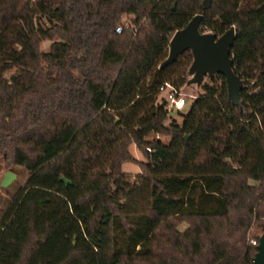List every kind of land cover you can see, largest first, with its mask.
Wrapping results in <instances>:
<instances>
[{
    "label": "trees",
    "instance_id": "16d2710c",
    "mask_svg": "<svg viewBox=\"0 0 264 264\" xmlns=\"http://www.w3.org/2000/svg\"><path fill=\"white\" fill-rule=\"evenodd\" d=\"M201 3L0 0V158L28 173L0 222V264L252 263L248 233L264 232V0ZM198 14L202 34L235 28L240 104L216 75L166 126L158 89L187 85L191 53L158 68ZM131 146L146 159L132 183L121 170Z\"/></svg>",
    "mask_w": 264,
    "mask_h": 264
},
{
    "label": "water",
    "instance_id": "95a60500",
    "mask_svg": "<svg viewBox=\"0 0 264 264\" xmlns=\"http://www.w3.org/2000/svg\"><path fill=\"white\" fill-rule=\"evenodd\" d=\"M211 0H203L201 6L209 8ZM174 8V7H173ZM203 16L195 15L181 30H177L171 37L168 45L166 59L160 64L159 71L175 63L177 58L186 52H190L192 63L188 69L189 80L187 85L201 87L205 78L220 75L224 78L227 97L233 106L240 104V92L242 81L233 71V60L231 48L235 39V28L231 27L223 35L200 33V25ZM174 113L170 114L171 117ZM187 139V137H185ZM15 180V175L6 173L1 187L7 188ZM65 185L69 183L60 179ZM257 252L251 264H264V232L261 234L257 244Z\"/></svg>",
    "mask_w": 264,
    "mask_h": 264
},
{
    "label": "rangeland",
    "instance_id": "374dc122",
    "mask_svg": "<svg viewBox=\"0 0 264 264\" xmlns=\"http://www.w3.org/2000/svg\"><path fill=\"white\" fill-rule=\"evenodd\" d=\"M174 6L175 5H173V7ZM129 22H130V18L123 20L124 25H128ZM50 45H51L50 41L41 42L39 45V51L41 53L48 52ZM189 79L190 78L188 76V80ZM204 84L211 85V83H209L207 78L204 79L202 85ZM180 92L186 102V106L182 111L178 113H174L171 117H169V120L165 122L166 126H169L172 124H177V125L181 124L182 122L181 116L187 113L190 104L192 103V101H194L193 98H195L198 95L203 94L202 89L194 85H189V86L186 85L180 89ZM162 100H163V95L158 94L157 102H161ZM153 139L160 140L161 142L165 144H168V141H169L167 137L162 136V135H156V136L151 135L146 140L152 141ZM129 152L135 162L123 164L121 167V170H122V173L126 175L129 178L130 182L132 183L141 172L140 167L138 166V163H146V159L135 146H131L129 148ZM8 172L15 175V180L7 188H2L1 182L5 174ZM27 180H28V173L23 168L14 167L8 162H6L4 159L0 158V222H1L2 216L4 215L6 211L7 206L12 201V198L18 193V191H20L22 188L25 187ZM186 228H187L186 224H182L179 226V230L181 231H184ZM261 234H262L261 228L253 226L248 233V243L250 244L251 240H254L256 237H260Z\"/></svg>",
    "mask_w": 264,
    "mask_h": 264
},
{
    "label": "built area",
    "instance_id": "2783aa9c",
    "mask_svg": "<svg viewBox=\"0 0 264 264\" xmlns=\"http://www.w3.org/2000/svg\"><path fill=\"white\" fill-rule=\"evenodd\" d=\"M124 26L127 27L126 25H124ZM121 32H122V26L117 27L115 30V33L121 34ZM158 94L163 95V104L165 105L166 110L169 114L178 113V112L182 111L186 106V102H185L184 98L182 97L180 90L176 89L172 84H170L168 82H165V83L160 85V87L158 89ZM145 150L148 153L151 152L149 147H146ZM263 222H264V220H263ZM250 244L253 246H257L258 241L257 240H251Z\"/></svg>",
    "mask_w": 264,
    "mask_h": 264
}]
</instances>
